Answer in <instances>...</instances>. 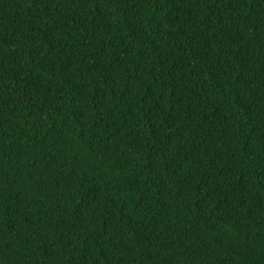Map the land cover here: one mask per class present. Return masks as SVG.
<instances>
[{"label": "trees", "instance_id": "16d2710c", "mask_svg": "<svg viewBox=\"0 0 264 264\" xmlns=\"http://www.w3.org/2000/svg\"><path fill=\"white\" fill-rule=\"evenodd\" d=\"M0 264H264V0H0Z\"/></svg>", "mask_w": 264, "mask_h": 264}]
</instances>
